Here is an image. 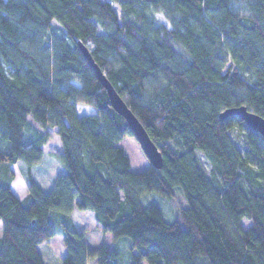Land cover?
<instances>
[{
	"label": "trees",
	"instance_id": "1",
	"mask_svg": "<svg viewBox=\"0 0 264 264\" xmlns=\"http://www.w3.org/2000/svg\"><path fill=\"white\" fill-rule=\"evenodd\" d=\"M79 41L158 146L161 168L131 169L120 142L134 133ZM241 105L264 116V0H0V264H44L40 243L63 264H123L117 245H87L75 209L129 239L127 264H264V139L220 116ZM52 131L64 173L46 191L32 169ZM19 163L24 199L11 186ZM177 187L187 204L176 221L141 200Z\"/></svg>",
	"mask_w": 264,
	"mask_h": 264
},
{
	"label": "rangeland",
	"instance_id": "2",
	"mask_svg": "<svg viewBox=\"0 0 264 264\" xmlns=\"http://www.w3.org/2000/svg\"><path fill=\"white\" fill-rule=\"evenodd\" d=\"M157 16L161 22H165V18L161 13H158ZM79 106H88L92 110L94 109L90 105L79 104ZM29 120H30L29 121L30 129L33 124L37 125L36 121L33 119L32 116L29 117ZM55 141H57V144H58V148L56 149L60 150L61 145H60L59 137L55 131H52V140L50 141L49 145H52L53 147H55ZM120 145L125 149V151L129 155L130 160H131V169L133 171H142V170L147 169L151 165L149 158L145 154L144 150L142 149L140 143L135 138V136L125 137L120 142ZM47 160H53L55 162V165H54L55 171H57L58 168H63L61 161L58 158H54V157L51 158L49 156V152H47V157H46L45 162H47ZM202 160L204 161L203 157H202ZM204 163H205V167L209 170L210 166L205 161ZM22 167H25V165L20 164L18 166H15V170L18 171L17 173L18 185L16 183L17 186L22 184V177H21L22 174L20 172V170H22ZM54 167H51L49 169L44 163L43 165H39L38 167H36L35 170L39 176H41L42 174L44 178H48L47 173L51 172V170H53ZM43 169L44 171H41ZM44 185L46 189H48L47 188L48 184L45 183ZM21 190L22 189H20L19 191ZM141 200L144 204H150L153 202L159 204L163 209L164 217L168 221H176L179 218L181 207L187 204V200H186V197L183 191L178 187L175 189V194L172 197H164L158 193L149 192L143 195ZM76 210L77 212H80V213L83 212L81 210L78 211V209ZM78 224L81 227L88 228L87 234L84 235V240L86 241L87 245L91 249L93 250L99 249L103 244L110 246V247L117 245L120 248V251L122 253L123 264H127L131 260L128 238L114 239L112 233L110 232L104 233L100 227H95L93 225V220L90 217L87 218V214L86 216L79 218ZM243 225L244 227L248 228L251 225L250 220L245 219L243 221ZM57 230L62 231L61 227H58V226H57ZM3 231H4L3 224L0 220V238L3 236ZM38 248L43 257L44 264H63L60 257L57 255L54 248L52 247V245L48 243H40ZM87 264H98V263L95 258H92V259H89ZM142 264H149V263L147 261H143Z\"/></svg>",
	"mask_w": 264,
	"mask_h": 264
},
{
	"label": "water",
	"instance_id": "3",
	"mask_svg": "<svg viewBox=\"0 0 264 264\" xmlns=\"http://www.w3.org/2000/svg\"><path fill=\"white\" fill-rule=\"evenodd\" d=\"M78 44L89 63L95 69L101 84L106 88L112 106L126 119L129 127L134 133L135 138L140 143L151 164L155 167L161 168L163 165V155L158 146L151 139L143 123L118 93L117 89L108 79L103 69L94 60L89 48L81 41H79ZM231 115H237L242 118L250 127L256 129L264 139V116L249 109L246 105L227 108L220 116L223 119Z\"/></svg>",
	"mask_w": 264,
	"mask_h": 264
},
{
	"label": "crops",
	"instance_id": "4",
	"mask_svg": "<svg viewBox=\"0 0 264 264\" xmlns=\"http://www.w3.org/2000/svg\"><path fill=\"white\" fill-rule=\"evenodd\" d=\"M77 108H78V112H79L80 114H92V113H95V109L92 110V109H91L90 107H88V106H79V104H77ZM51 140H52V138H51ZM51 140H50V141H51ZM50 141H49V143H50ZM49 143H47V144L44 145L45 156H44L43 161H42L40 164L34 166L33 169H32L35 178L37 179V181L39 182V184L42 186V188H43L44 190H46V191L52 189L53 186H54V183H55V179H56V177H57L59 174L64 173V168H58V170L55 171V167H54L55 162H54L53 160H47V162H45V161H46V157H47V152H49V156H50L51 158H52V157L56 158L55 155H56L57 153H60V152L62 151V148H61L60 150H59V149H56V148H58L57 141H55V147H53L52 145H49ZM54 160H56V159H54ZM44 163H45V165H46L49 169H50L51 167H54V169L51 170V172H48V173H47L48 178H44V176H42V174H41V176H39V175L37 174L36 170H35L36 167H38L39 165H43ZM18 165H20V163H19V164H15V165L12 166L13 170L15 171V178H14V180L12 181L11 186H12L13 191L16 193V195H17L20 199H24V198L28 195L27 182H26L25 175H24L25 167H22V170H20V172H21V174H22V176H21V177H22V184H20L19 186H17V185H18V178H17V177H18V176H17L18 171L15 170V166H18ZM57 166H58V165H57ZM41 171H44V169L41 170ZM41 171H40V173H41ZM51 174H52V175H51ZM16 178H17V179H16ZM16 183H17V185H16ZM45 183L48 184V187H47L48 189H46V187H45V185H44ZM20 189H22V190L19 191ZM78 211H79V210H78ZM86 214H87V218L90 217V218L93 220V225H94L95 227H99L97 221L95 220V216H94L93 211H83V212L80 213V212H77V210L75 209V210H73V212H72V214H71L72 219H73V223H74L76 229H77L78 231H80V232H84V235L87 234V232H88V231H87L88 228H86V227H85V228H84V227H81V226L78 224V220H79L80 217H84V216H86Z\"/></svg>",
	"mask_w": 264,
	"mask_h": 264
}]
</instances>
